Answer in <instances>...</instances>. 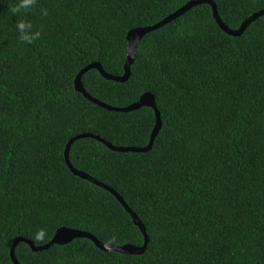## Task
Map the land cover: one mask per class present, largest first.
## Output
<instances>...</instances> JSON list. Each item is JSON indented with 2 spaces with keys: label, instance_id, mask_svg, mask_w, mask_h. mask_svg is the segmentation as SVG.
Returning a JSON list of instances; mask_svg holds the SVG:
<instances>
[{
  "label": "trees",
  "instance_id": "1",
  "mask_svg": "<svg viewBox=\"0 0 264 264\" xmlns=\"http://www.w3.org/2000/svg\"><path fill=\"white\" fill-rule=\"evenodd\" d=\"M188 1L35 0L16 12L20 0H0V264H13L15 237L42 245L60 227L103 243L143 244L123 205L74 175L64 150L86 132L115 146H146L155 113L107 110L77 92L74 79L95 61L122 75L127 32ZM212 1L230 29L264 9V0ZM20 20L40 36L20 40ZM81 80L112 106L155 96L162 126L149 151H113L92 137L69 150L76 169L115 189L136 213L147 247L125 254L75 238L33 251L21 241L19 263L264 264V15L233 36L210 4L195 5L143 36L126 81L95 68Z\"/></svg>",
  "mask_w": 264,
  "mask_h": 264
},
{
  "label": "water",
  "instance_id": "2",
  "mask_svg": "<svg viewBox=\"0 0 264 264\" xmlns=\"http://www.w3.org/2000/svg\"><path fill=\"white\" fill-rule=\"evenodd\" d=\"M201 3H208L211 5L212 14H213V17H214L216 23L219 25V27L223 31H225L226 33L233 35V36H240L244 32V30L253 21H255L259 16L264 15V9L259 10L257 12H254L249 17H247L241 23V25L238 28L230 29L219 17L217 7H216V4L214 3V1H212V0H190L187 3H185L184 5H182L181 7H179L178 9H176L171 14L164 17L162 20H160V21H158L152 25L143 26V27H134L127 32V34H126V40L128 43V45H127V57H126V61L124 63V73L122 75L117 76V75H112L110 73L105 72L104 69L102 68L101 64L99 62L95 61V62H92V63L86 65L84 68H82L78 72V74L76 75V77L74 79V88L77 92L82 93L85 98H87L88 100L92 101L93 103H95V104H97V105H99V106H101L107 110L126 112V111H132L135 109H139L142 106H148V107H151L155 113V125L151 131L149 143L146 146H143V147L115 146L112 143L106 141L105 139L101 138L98 135H94V134L86 132V133L77 134V135L71 137L68 140V142L65 146V150H64V157H65L66 165L74 175L79 176L83 179H86V180L108 190L123 205L125 210L132 217L133 223L135 225H137L139 227V229L141 230V232L144 236L143 244L141 246H137V245H133V244H129V243L122 244V245L103 243V242L99 241L94 235H92L91 233H89L87 231L75 229V228L60 227L55 231L53 237L47 243L42 244V245H36L30 239H27V238H24L21 236L15 237L12 241V245L10 248V258H11L13 264H20L19 261L17 260L16 256H15V248H16L17 244L21 241L27 243L33 251H41L44 249H48L53 244L64 245L66 243L71 242L75 238H88L91 241H93L94 244L99 249H101L103 251H118V252L125 253V254H135V255L141 254L142 252L145 251V249L147 247V243H148V235L146 233V229H145L143 223L141 222L140 218L129 207V205L125 202L123 197L115 189H113V188L109 187L108 185L98 181L97 179H95L94 177L89 175L88 173H86L82 170L76 169L70 162L69 150H70L72 143L74 141H76L77 139L84 138V137H92V138L102 142L103 144H105L108 148H110L113 151L139 152V153L149 151L152 147V144H153L155 137L158 135V133L161 129V126H162V120L160 117V112L156 107L155 96L151 92H145L139 97V99L137 101H135V102H133L127 106H124V107L112 106V105H109L105 102H102L99 99L90 95L85 90L83 83H82V80H81V77L89 69L95 68L106 79L114 80L117 82L126 81L130 76V66L133 63L135 51L137 49L139 42L143 38V36L146 35L147 33L151 32V31L171 22L172 20L183 15L186 11H188L189 9L194 7L195 5H198Z\"/></svg>",
  "mask_w": 264,
  "mask_h": 264
},
{
  "label": "clouds",
  "instance_id": "3",
  "mask_svg": "<svg viewBox=\"0 0 264 264\" xmlns=\"http://www.w3.org/2000/svg\"><path fill=\"white\" fill-rule=\"evenodd\" d=\"M35 3V0H20V3L16 6L14 11L19 12L20 10H27L31 8ZM45 15L47 14L46 12L44 13ZM16 30L19 34V39L22 41H32L34 39H37L40 36V33L33 32L32 31V24L30 22H27L25 20H20L16 24ZM42 234L38 233L37 235L39 236Z\"/></svg>",
  "mask_w": 264,
  "mask_h": 264
}]
</instances>
